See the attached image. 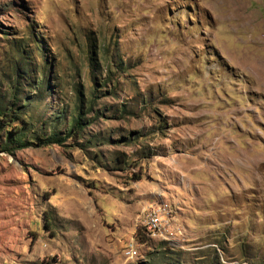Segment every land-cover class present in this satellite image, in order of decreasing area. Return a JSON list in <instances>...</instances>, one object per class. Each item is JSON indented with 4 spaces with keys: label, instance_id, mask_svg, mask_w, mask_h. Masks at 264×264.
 <instances>
[{
    "label": "rangeland",
    "instance_id": "1",
    "mask_svg": "<svg viewBox=\"0 0 264 264\" xmlns=\"http://www.w3.org/2000/svg\"><path fill=\"white\" fill-rule=\"evenodd\" d=\"M4 110L0 264H264V0H0Z\"/></svg>",
    "mask_w": 264,
    "mask_h": 264
},
{
    "label": "trees",
    "instance_id": "2",
    "mask_svg": "<svg viewBox=\"0 0 264 264\" xmlns=\"http://www.w3.org/2000/svg\"><path fill=\"white\" fill-rule=\"evenodd\" d=\"M14 89H18L17 86H15ZM13 93L15 92L13 91ZM11 97L15 98L16 96L12 95ZM12 102V104L14 105L13 100ZM84 114L85 112L79 110L76 116L70 120V123L68 124V128L66 129L65 133L61 134L60 132L54 130L48 134H45L44 137L37 135V140H39L42 144L61 143L64 139H66L67 136L78 135L79 132L82 130V126L84 125V122L82 120ZM25 115L26 114L23 113L21 110L16 111L15 114H13L12 110H4L3 112L0 111V130L4 129L5 136H3L4 142L1 145L2 150L10 152L14 149L25 148L32 143L31 141L25 140L24 135L28 131H30V126L33 124V122H30L28 120L30 117L27 116L26 118ZM13 122L15 124H12ZM118 159L119 158H117V160ZM136 238L140 242H143L147 239L145 236H143V233L141 234V232L139 231L136 234Z\"/></svg>",
    "mask_w": 264,
    "mask_h": 264
},
{
    "label": "built area",
    "instance_id": "3",
    "mask_svg": "<svg viewBox=\"0 0 264 264\" xmlns=\"http://www.w3.org/2000/svg\"><path fill=\"white\" fill-rule=\"evenodd\" d=\"M165 219H169V214L165 212L164 208H162V211L159 213L150 214L149 218L146 220V225L143 226L144 233L155 236L162 234V231H164L162 221H165Z\"/></svg>",
    "mask_w": 264,
    "mask_h": 264
},
{
    "label": "bare ground",
    "instance_id": "4",
    "mask_svg": "<svg viewBox=\"0 0 264 264\" xmlns=\"http://www.w3.org/2000/svg\"><path fill=\"white\" fill-rule=\"evenodd\" d=\"M150 213H157V212H155V211H152V212H150ZM150 216V215H149ZM149 218V217H148Z\"/></svg>",
    "mask_w": 264,
    "mask_h": 264
},
{
    "label": "clouds",
    "instance_id": "5",
    "mask_svg": "<svg viewBox=\"0 0 264 264\" xmlns=\"http://www.w3.org/2000/svg\"><path fill=\"white\" fill-rule=\"evenodd\" d=\"M143 229V228H142Z\"/></svg>",
    "mask_w": 264,
    "mask_h": 264
}]
</instances>
